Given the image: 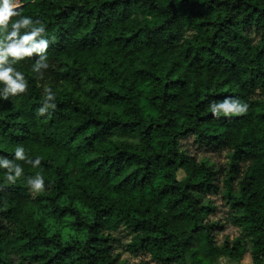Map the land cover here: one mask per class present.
<instances>
[{
	"label": "trees",
	"instance_id": "1",
	"mask_svg": "<svg viewBox=\"0 0 264 264\" xmlns=\"http://www.w3.org/2000/svg\"><path fill=\"white\" fill-rule=\"evenodd\" d=\"M18 10L46 25L49 67L32 72L35 53L14 65L29 88L0 99V156L24 169L14 184L0 170V264H126L119 229L139 264H213L200 245L264 264V0ZM229 96L249 110L214 118ZM17 146L40 166L16 160ZM36 174L45 188L33 193Z\"/></svg>",
	"mask_w": 264,
	"mask_h": 264
},
{
	"label": "clouds",
	"instance_id": "2",
	"mask_svg": "<svg viewBox=\"0 0 264 264\" xmlns=\"http://www.w3.org/2000/svg\"><path fill=\"white\" fill-rule=\"evenodd\" d=\"M20 8L21 0H0V86H5L2 88L0 99L4 100H7L9 96L17 97L24 94L29 88V81L25 74L14 65L28 57H33L35 53L40 55L41 59L32 66V72L39 73L42 68L49 67L48 63H44L50 43L46 38V25L40 19L22 15V12L18 10ZM44 92L48 100L56 98L51 87L46 86ZM248 110L249 104L246 101L230 96L225 97L221 103L212 102L209 107L214 118L238 116ZM45 111L46 109H40V115H43ZM14 156L16 160L26 161L33 168L41 164L39 157L32 159L26 155L23 146H17L14 149ZM2 169H7L3 172V179L7 183L14 184L24 177V169L20 164L11 163L0 156V170ZM27 186L31 192L38 193L44 190L45 180L40 174L27 176Z\"/></svg>",
	"mask_w": 264,
	"mask_h": 264
},
{
	"label": "rangeland",
	"instance_id": "3",
	"mask_svg": "<svg viewBox=\"0 0 264 264\" xmlns=\"http://www.w3.org/2000/svg\"><path fill=\"white\" fill-rule=\"evenodd\" d=\"M217 162H224L222 158H216ZM180 177L183 176L182 173L179 174ZM220 207L218 208L217 217L223 218L227 215L228 209L225 203L221 200H219ZM229 233H234L233 229H229ZM115 235L118 237L119 242L115 245V252L120 257V259L125 262L126 264H139L143 260H146V257L144 254L140 253H131L126 249V245L130 241V237L123 229L117 230ZM201 256L205 257L206 259L213 258L214 263L213 264H252L249 258H244L241 262H233L230 259H227L225 257H219L215 255H209L207 253V250L203 245H200L199 247Z\"/></svg>",
	"mask_w": 264,
	"mask_h": 264
}]
</instances>
